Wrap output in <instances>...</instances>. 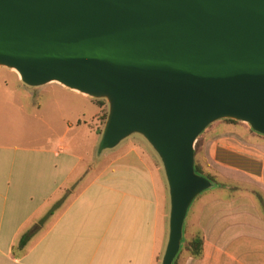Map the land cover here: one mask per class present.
<instances>
[{"label": "water", "instance_id": "water-1", "mask_svg": "<svg viewBox=\"0 0 264 264\" xmlns=\"http://www.w3.org/2000/svg\"><path fill=\"white\" fill-rule=\"evenodd\" d=\"M0 67L106 100L98 155L149 144L170 199L161 264L212 187L194 170L198 137L222 120L264 136V0H0Z\"/></svg>", "mask_w": 264, "mask_h": 264}, {"label": "crops", "instance_id": "crops-1", "mask_svg": "<svg viewBox=\"0 0 264 264\" xmlns=\"http://www.w3.org/2000/svg\"><path fill=\"white\" fill-rule=\"evenodd\" d=\"M69 95L93 105L82 94ZM39 112L29 117L46 125ZM85 120L67 122L57 138L0 130V264H161L170 199L158 156L125 141L109 150L127 149L121 156L96 162L95 135ZM221 122L207 128L203 145L219 186L197 207L213 251L204 246L201 259L185 255L180 264H264V136L240 122ZM70 132L83 142L65 141ZM243 183L261 194L262 205L223 187Z\"/></svg>", "mask_w": 264, "mask_h": 264}, {"label": "rangeland", "instance_id": "rangeland-1", "mask_svg": "<svg viewBox=\"0 0 264 264\" xmlns=\"http://www.w3.org/2000/svg\"><path fill=\"white\" fill-rule=\"evenodd\" d=\"M17 79L16 74L8 70L6 68L0 67V130L2 133H8L12 135H21L25 136L29 135H39L45 136V138H57L60 134L64 132V127L66 123H75L76 120H83V115L85 117L86 122H91V116L96 113V116L92 120L90 127L94 132L95 135V155L94 158L96 162H100L103 156H121L127 149H123L121 152L119 151H105L101 155L97 154V147L101 138V134L104 128V124L106 122L105 117L107 118L108 115V103L104 99H91L88 98L91 103L83 102L80 97H75L71 94L70 90L63 89L57 84H48L45 87H41L39 89H32L25 91L21 89V83ZM33 104V106H32ZM33 107V108H32ZM39 116L45 119L46 125H43L41 122L30 118L29 116L33 114V109L39 110ZM43 115V116H42ZM54 122L53 130L50 129L52 123ZM209 128V127H208ZM62 129V132L61 130ZM207 130V129H206ZM204 131L202 133L201 140L198 139L195 143V147L197 144H201V153L198 156V164L202 167L204 173L213 174L215 183L210 189L204 191L198 199H195L190 206L187 219L185 220V233L184 238L185 241H189L196 236H200L203 239V252L204 246L207 247V251H213V244L208 242L205 236V232L200 227V223L198 221V214L201 202L205 199L204 196H207L212 199L213 192L219 186L218 177L219 175L215 174L211 168H206L203 165V145L206 136L209 135L211 132L209 129L208 131ZM65 141L70 142L72 144H79V142H83L81 137H75L74 132H70L65 136ZM128 141H135L139 144H144L150 152H153L155 156L156 153L152 150L149 144L138 135H134L129 137L125 140ZM123 141V142H125ZM124 148V147H122ZM80 152L85 153V146L80 147ZM159 159V158H158ZM195 160V158H194ZM160 162V160H159ZM161 164V162H160ZM209 170V171H207ZM228 191L231 190L234 194L236 192L247 195L249 197L254 198V200L259 204L262 205L263 197L261 194L253 188L252 185L243 183L242 185H234L231 186L227 185L223 186ZM255 190V191H254ZM230 192V191H229ZM210 194V195H209ZM43 208H40V210ZM48 209V208H47ZM41 210V212H42ZM169 214L170 208L167 213V224H168V233H169ZM212 238V237H210ZM212 240V239H210ZM168 241V237H167ZM185 247V244H184ZM202 252V256H203ZM189 256L188 252L184 250L179 258L177 259L176 264H180L183 261V256ZM164 256V255H163ZM201 256V258H202ZM200 258V259H201ZM163 259V258H162ZM162 263V262H161Z\"/></svg>", "mask_w": 264, "mask_h": 264}, {"label": "trees", "instance_id": "trees-1", "mask_svg": "<svg viewBox=\"0 0 264 264\" xmlns=\"http://www.w3.org/2000/svg\"><path fill=\"white\" fill-rule=\"evenodd\" d=\"M105 120H106V117H105ZM221 123H224V124H240L239 122H236V121H233V120H222ZM211 126H209L210 128ZM202 134L199 136V139H198V142L199 140H201L202 138ZM201 147H202V142L201 144H197L196 147H195V151H194V156H195V160H194V170H195V173L197 175H200L202 177H205L206 179H208L209 181L212 182V186L216 183H215V179H214V176L213 174H210L209 173H204L203 170H202V167H200V164H198V156L200 155V153L202 152L201 151ZM202 154V153H201ZM203 165L207 168V164L206 162L203 160ZM200 197V195L196 198L198 199ZM190 209V208H189ZM189 212V210H188ZM52 212H50L51 214ZM188 215V213H187ZM186 219H187V216H186ZM185 219V220H186ZM184 233H185V222H184V226H183V236H182V239H181V243H180V250L176 256V258L174 259L173 263L172 264H176L177 262V259L179 258V256L181 255V253L186 250V252H188L189 256L192 257L193 259H200L201 256H202V252H203V239L200 237V236H196L194 238H192L191 240L189 241H185V238H184ZM28 240V235H25L21 241H20V245L21 246H24L26 244ZM184 244H185V247H184Z\"/></svg>", "mask_w": 264, "mask_h": 264}]
</instances>
